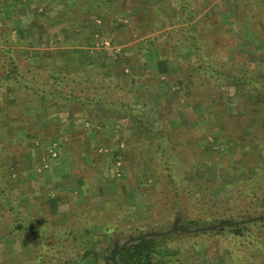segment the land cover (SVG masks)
<instances>
[{"label": "rangeland", "instance_id": "rangeland-1", "mask_svg": "<svg viewBox=\"0 0 264 264\" xmlns=\"http://www.w3.org/2000/svg\"><path fill=\"white\" fill-rule=\"evenodd\" d=\"M179 1L62 0L46 10L41 0H0V264H39L41 255L43 264H107L128 240L163 234V244L180 248L167 254L171 264H264V250L248 252L246 236H193L211 227V200L234 207L244 199L233 194L245 177L233 144L252 121V133L264 129V84L217 81L200 65L264 79V0H182L186 11ZM73 47L89 49L84 62L103 50L113 60L110 69L97 61L77 70L84 80L73 94L110 82L111 100L138 109L148 126L107 105L36 98L5 76L16 67L22 78L49 81ZM14 120H26L25 131ZM146 128L162 131L166 153ZM9 203L51 228L78 230L77 240L62 238L54 249V229L43 240L15 229Z\"/></svg>", "mask_w": 264, "mask_h": 264}, {"label": "trees", "instance_id": "trees-1", "mask_svg": "<svg viewBox=\"0 0 264 264\" xmlns=\"http://www.w3.org/2000/svg\"><path fill=\"white\" fill-rule=\"evenodd\" d=\"M179 2L180 3H178V7H180L182 11L188 10V3L182 0ZM190 26L193 28L194 24L190 23ZM99 31L101 30L97 28L95 32ZM180 31L181 36L183 28ZM191 36L193 39L191 46L195 49V53L200 54L198 52L199 41L195 39L193 34ZM64 51L65 50H62V52ZM7 53L11 55V50H8ZM69 53L71 55L70 62H65V64L62 66L63 69L59 72H53L50 75L51 80L44 83H35L31 79L22 78L24 75H22V72L19 74L16 67H14L15 69L11 68L9 70H4L5 76L11 77L13 82H15V84L17 83L19 87H23L27 91L32 90L33 95L36 98L41 96V94H45L50 95L54 101L62 103H79L85 104V106L98 105L101 107L107 105L113 108L117 116L121 115L125 117H133V120L140 127L148 126L147 121L143 118L142 113L138 111V109L130 107V104L123 99L117 98L114 101L111 100L110 91L116 90L117 87L113 86L110 82H99L94 80L92 81L93 85L89 86L88 88H96L99 86V92H95L93 91L94 89H92L90 93L89 89L85 90L84 88H81L80 92H75L77 94L74 95L72 87L73 83L75 81L82 82L84 80L83 72L77 73V70L81 69L82 67H87L88 65L92 66L97 61H101L109 68L112 67L111 64L113 60L110 61V58L106 56V51L104 50L101 52L96 51V54L93 56L94 60L89 62H84L86 57H90L89 49L73 47L69 49ZM116 57L118 58L120 55L117 54ZM75 65H77L76 68ZM200 67L217 81H224L229 77L231 82L237 84H264V79L262 76L257 75L254 72H250L249 70L234 72L233 70L229 69L228 71L224 72L225 74H222L202 64ZM106 72L103 73L104 77H106L108 74V72ZM3 82L7 83L5 81ZM63 84L65 87L69 85L67 87L69 89L65 93L60 88ZM114 87L116 89H114ZM248 98H251L250 94L248 95ZM254 122L255 121H252L249 126L245 125V127H242L243 131L238 137V144H235L236 142H234L233 150L231 151L232 154L235 152L234 149L238 151V155L241 157V160L239 161L240 165L237 161H235L234 164L235 166L237 165L238 173H241L242 175L244 174L245 176L244 179L239 181L241 182V187L237 188L236 192L234 191L233 194L238 193L241 195L244 191V199L240 200V203L234 204V207L232 206V199H228V202L222 203L223 205L217 204V201L215 202L213 200H209L212 203V207L216 208V210L209 213L207 207L208 217L206 218V221L208 223L212 222V225L211 227L202 229L197 228L193 233V236L195 237L205 233L207 236H217V238L226 237L229 239H231L230 237H232V234L236 236H246L248 237L247 240L249 241L246 242L248 252H258L264 250V129L262 132H260L262 135H259L255 132L252 133L249 128L253 127ZM146 129L147 131H152L150 128ZM151 135L155 140V144L159 152L166 153L167 140L162 131H152ZM116 153L115 151L113 152V154ZM246 168L248 169V172ZM171 169L172 168L170 167L169 163H167L165 166V171L167 172V176H169L171 179L170 181H172L174 189H177L179 184L177 179L172 175ZM249 169H251V172ZM235 181L237 182L238 180ZM189 192V190L185 189L186 195H189ZM224 204L226 206L221 209ZM9 206L14 214L15 229L27 231L30 235L41 238L42 240L46 239L50 235V229H54L53 233L55 232V234L58 236L54 243V249L57 247L56 245L60 243L62 238H64L66 241L72 240V242L77 240L76 235L79 233L78 230H68L65 229L64 226H56L55 224H53L54 228H51L50 225H44V222L38 218L24 217L17 208L18 206L15 207L11 203H9ZM87 230L88 229L84 228V231ZM162 239L165 240L166 235L163 234L160 237L159 235H139L138 237L132 238L131 240H128L126 244H123L117 248L115 252H111L109 255H107V264H164V256L167 254H176L179 252L180 248H171L172 246L163 244L165 241L163 240L164 242H162ZM158 240H160V242ZM62 247H64V245ZM87 254L88 251H85L84 255L86 256ZM169 255H167L168 259L166 264H171L173 262V257H170ZM38 259L39 264L45 263L43 262L42 255L39 256Z\"/></svg>", "mask_w": 264, "mask_h": 264}, {"label": "crops", "instance_id": "crops-1", "mask_svg": "<svg viewBox=\"0 0 264 264\" xmlns=\"http://www.w3.org/2000/svg\"><path fill=\"white\" fill-rule=\"evenodd\" d=\"M41 3H42V5H43V8H45L46 10H47V8H51V9H57L58 7H60V5L62 4V0H41ZM44 3V4H43ZM53 3V4H52ZM25 5H28V4H30L29 3V1H26L25 3H24ZM54 5V6H53ZM58 6V7H57ZM9 6H6L5 8H8ZM60 9V8H59ZM59 11V10H58ZM46 12V11H45ZM58 13V12H57ZM45 20H47V18L45 19ZM54 21L56 20H58V21H60L61 19L59 18V17H55L54 19H53ZM65 27V26H64ZM64 27H62V28H64ZM61 30V29H60ZM45 35V33H43V36ZM40 48H42V47H40ZM26 113H28V112H26ZM29 114V113H28ZM30 115V114H29ZM24 116H26V115H24ZM20 122L21 121H12V127L13 128H20V131H25L23 128H25L27 125H28V122L26 121V120H24V122H22V124L20 125ZM27 123V124H26ZM24 125V126H23ZM22 128V129H21Z\"/></svg>", "mask_w": 264, "mask_h": 264}]
</instances>
